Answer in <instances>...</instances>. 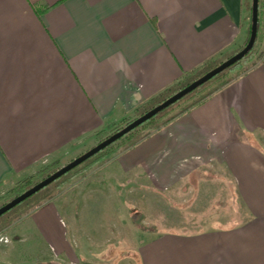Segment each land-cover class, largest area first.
I'll return each instance as SVG.
<instances>
[{
    "label": "crops",
    "instance_id": "1",
    "mask_svg": "<svg viewBox=\"0 0 264 264\" xmlns=\"http://www.w3.org/2000/svg\"><path fill=\"white\" fill-rule=\"evenodd\" d=\"M249 4L0 0V195L208 60L239 50L249 36ZM212 163L230 184L219 190L234 199L236 222L140 230L129 251L117 250V264L127 257L131 264H264V52L111 160L107 176L131 173L159 191L209 193L198 175ZM70 209L62 198L46 201L23 218V228L59 264H94L104 252L88 243V218L71 219Z\"/></svg>",
    "mask_w": 264,
    "mask_h": 264
},
{
    "label": "rangeland",
    "instance_id": "2",
    "mask_svg": "<svg viewBox=\"0 0 264 264\" xmlns=\"http://www.w3.org/2000/svg\"><path fill=\"white\" fill-rule=\"evenodd\" d=\"M259 15V32L252 52L242 58L237 66L229 69L225 78L242 73L261 60L264 52V0H260ZM218 83L216 80L208 87L199 89L198 94H204ZM182 105H177L158 118L139 125L133 129L134 131H130L134 132L130 134V137H126L129 132L124 135L125 137L119 138L102 149L100 153H96L97 155L94 154L95 156L91 159L89 157L67 174L65 173L66 175L50 183L51 185L49 184L46 191L39 195L37 201L32 199L14 212L3 216L0 219V262L59 264L52 250L46 245L43 247L29 228H23L24 221L22 222L28 213L39 207L33 208V204L38 202L43 204L49 200L57 203V197L70 204L71 209L68 215L71 219L74 214L82 219L88 218L89 228L85 235L88 243L93 245L92 248L101 246L100 253L104 252V256L101 257L100 254L97 256L94 264H109V262L117 264L118 261L121 263L117 250L120 251L123 248L129 251L134 240V233L140 230L161 231L171 228L180 231L194 230L205 225H216L227 217L228 223L236 222L239 213L238 207L233 202L234 199L230 197L228 190L227 192L219 190L226 184L229 189L230 184L220 176L221 170L213 163L199 167L198 176L201 182L211 187L207 189L209 193L204 191V193H196L195 190L186 193L159 191L151 187L145 178L140 180L131 173L122 175L110 173L111 176H107L110 161L133 147L125 148L132 138L143 134H148L146 136L148 137L163 126L156 127L157 123H164ZM138 116H140L139 111L134 109L122 121L97 131L93 140L80 150L78 149L76 153L61 160L43 162L33 174L20 181L27 178L30 179V183L39 182L44 176L67 164ZM10 189L3 196L0 195V206L16 195L9 193ZM49 193L53 194V197L44 201ZM113 249L116 251V257ZM108 251H110V257L107 255ZM122 260H125L123 262L126 264H131L128 257Z\"/></svg>",
    "mask_w": 264,
    "mask_h": 264
},
{
    "label": "water",
    "instance_id": "3",
    "mask_svg": "<svg viewBox=\"0 0 264 264\" xmlns=\"http://www.w3.org/2000/svg\"><path fill=\"white\" fill-rule=\"evenodd\" d=\"M258 10H259V0H251V19H250V32L246 44L233 55L229 56L228 58L221 61L217 66L206 72L205 74L201 75L197 79L190 82L185 87L181 88L180 90L176 91L169 97H167L161 103L155 105L142 115L136 117L135 119L128 122L126 125L88 149L87 151L83 152L79 156L72 159L67 164L63 165L56 171L52 172L45 178L41 179L39 182L28 188L27 190L23 191L19 195L13 197L8 202L4 203L0 206V215L7 212L11 208L15 207L17 204L25 200L26 198L30 197L40 189L44 188L45 186L49 185L60 176L64 175L77 165L81 164L83 161L88 159L89 157L93 156L94 154L98 153L108 145L112 144L119 138L123 137L148 119L152 118L168 106L172 105L182 97L186 96L188 93L192 92L208 80H210L215 75L219 74L223 70L229 68L231 65L236 63L237 61L241 60L254 46L257 36V27H258Z\"/></svg>",
    "mask_w": 264,
    "mask_h": 264
},
{
    "label": "trees",
    "instance_id": "4",
    "mask_svg": "<svg viewBox=\"0 0 264 264\" xmlns=\"http://www.w3.org/2000/svg\"><path fill=\"white\" fill-rule=\"evenodd\" d=\"M249 9L251 10V4H249ZM259 9H260V0H259ZM251 18V17H250ZM259 22H260V15H259V10H258V27H257V36H258V32H259ZM250 29V28H249ZM250 32V30H249ZM256 36V38H257ZM248 39V38H247ZM247 41V40H246ZM246 41L244 43V45L246 44ZM256 42V41H255ZM243 45V46H244ZM242 46V47H243ZM241 47V48H242ZM240 48V49H241ZM239 49V50H240ZM253 48L243 57H247L251 52H252ZM238 51V50H237ZM236 51V52H237ZM235 52L230 53V54H226L223 56H220L218 58H215L213 60H208L207 62H205L201 67L187 73L186 75H184L180 80H178L177 82L173 83L171 86L165 88L164 90H162L161 92H159L158 94H156L155 96L151 97L150 99H148L147 101H145L144 103H142L141 105H139L138 107L135 108L136 111H139V114L142 115L143 113H145L146 111H148L149 109H151L152 107H154L155 105L161 103L162 101H164L167 97H169L170 95H172L173 93H175L176 91L180 90L181 88L185 87L186 85H188L190 82H192L193 80L197 79L198 77H200L201 75L205 74L206 72H208L209 70H211L212 68H214L215 66H217L221 61H223L224 59L228 58L229 56L233 55ZM240 60L237 61L236 63H234L233 65H231L229 68L223 70L222 72H220L219 74L215 75L214 77H212L210 80H208L207 82H205L204 84H202L201 86H199L198 88H196L195 90H193L192 92L188 93L186 96L182 97L181 99H179L178 101H176L175 103H173L172 105L168 106L167 108H165L164 110H162L161 112H159L158 114H156L155 116H153L152 118L148 119L146 122L142 123L141 125L150 122L156 118H158L159 116L162 115V113L176 107L177 105L183 104L178 111L173 114L169 119L165 120L164 123H157L156 127H159L161 125H166L169 121H171L172 119H174L175 117L181 115L182 113H184L185 111L191 109L194 106H197L199 104H201L208 96H210L212 93H214L217 89H219L220 87H222L223 85H225L226 83L230 82L232 79H234L235 77H237L239 74H235L232 77H228L225 78L224 76L226 75L227 71L231 68H233L234 66H237L239 64ZM254 64H252L251 66H253ZM250 66V68H251ZM249 69V67L247 68ZM246 69V70H247ZM245 70V71H246ZM244 71H242L243 73ZM218 80V84L215 85L214 87L210 88L207 92H205L204 94H198L199 89L204 88V87H208V85H210L211 83H213L214 81ZM188 101V102H187ZM186 103V104H185ZM128 123V122H127ZM126 123V124H127ZM162 126V127H163ZM119 129V128H118ZM117 130V129H116ZM134 131V130H133ZM134 132H130L129 134H127L126 137H130V134H132ZM148 134H143V135H139L137 137L132 138V140L129 141V144L125 147H131L135 144H137L139 141H141L142 139H144ZM125 137V136H124ZM121 139V138H120ZM102 151V150H101ZM101 151H99L98 153H100ZM97 153V154H98ZM95 154V155H97ZM95 155L91 156L89 159H91L92 157H94ZM55 171V170H54ZM52 171V172H54ZM52 172H50L49 174H51ZM49 174H47L46 176H48ZM67 174V173H66ZM64 174V175H66ZM64 175H62L61 177H63ZM44 176V177H46ZM43 177V178H44ZM60 177V178H61ZM30 179H24L22 181H20L19 183L17 182L15 186H13L9 193H13L16 194L15 196L19 195L20 193H22L23 191L27 190L28 188H30L31 186H33L34 184H36L37 182L34 183H30ZM33 182V181H32ZM55 182V181H54ZM51 185V184H50ZM49 185V186H50ZM48 185L45 186L44 188L40 189L39 191H37L36 193H34L33 195H31L30 197L26 198L25 200H23L22 202H20L19 204H17L15 207L11 208L10 210H8L7 212L3 213L2 215H0V219L9 214L10 212H14L17 208H19L21 205H23L24 203L30 201V200H34L37 201L39 198V195L41 193H43L44 191H46V189L49 187ZM14 196V197H15ZM41 197V196H40ZM53 197V194L46 195V197L44 198V201L46 199H51ZM13 198V197H12ZM11 198V199H12ZM10 199V200H11ZM42 204V202H38L33 204V208L40 206Z\"/></svg>",
    "mask_w": 264,
    "mask_h": 264
}]
</instances>
